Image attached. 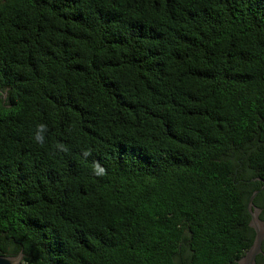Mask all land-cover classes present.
Wrapping results in <instances>:
<instances>
[{
	"label": "trees",
	"instance_id": "16d2710c",
	"mask_svg": "<svg viewBox=\"0 0 264 264\" xmlns=\"http://www.w3.org/2000/svg\"><path fill=\"white\" fill-rule=\"evenodd\" d=\"M257 191L264 0H0V255L238 264Z\"/></svg>",
	"mask_w": 264,
	"mask_h": 264
},
{
	"label": "water",
	"instance_id": "95a60500",
	"mask_svg": "<svg viewBox=\"0 0 264 264\" xmlns=\"http://www.w3.org/2000/svg\"><path fill=\"white\" fill-rule=\"evenodd\" d=\"M257 194L258 191L254 192L248 204V210L251 215L249 225L256 231L255 239L249 250H247L245 255L238 261V264H255L256 256L262 251V244L264 241V221L259 217L261 209H258L254 205V198ZM24 258L25 254L23 252L13 256L0 255V264H28L24 262Z\"/></svg>",
	"mask_w": 264,
	"mask_h": 264
},
{
	"label": "flooded vegetation",
	"instance_id": "af4514ba",
	"mask_svg": "<svg viewBox=\"0 0 264 264\" xmlns=\"http://www.w3.org/2000/svg\"><path fill=\"white\" fill-rule=\"evenodd\" d=\"M6 98V96L4 97V99ZM257 207V206H255ZM258 209H261L260 212H259V217L262 221H264V219L261 218V214H262V208L260 207H257ZM255 231V230H254ZM255 235H256V231H255ZM254 242V241H253ZM253 244V243H252ZM251 247V246H250ZM249 250V249H248ZM247 252V251H246ZM245 255V254H244ZM240 260V259H239ZM238 260V261H239ZM255 264H264V241H263V244H262V251L256 256V262Z\"/></svg>",
	"mask_w": 264,
	"mask_h": 264
}]
</instances>
